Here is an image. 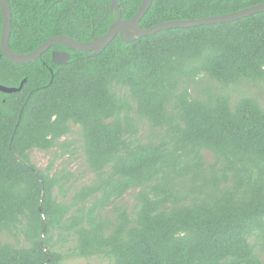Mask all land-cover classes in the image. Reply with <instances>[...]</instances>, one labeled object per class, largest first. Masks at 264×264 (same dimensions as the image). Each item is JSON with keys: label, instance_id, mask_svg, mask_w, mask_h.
I'll list each match as a JSON object with an SVG mask.
<instances>
[{"label": "trees", "instance_id": "trees-1", "mask_svg": "<svg viewBox=\"0 0 264 264\" xmlns=\"http://www.w3.org/2000/svg\"><path fill=\"white\" fill-rule=\"evenodd\" d=\"M8 2L20 54L56 35L89 41L116 19L112 0ZM118 2L130 19L142 0ZM259 3L152 0L140 25ZM52 50L68 51L67 63H53ZM89 53L58 44L18 64L0 43V84L25 79L0 91V264H264V12L117 35ZM73 126L92 177L66 200L72 174L53 173V161L40 169L29 152L69 150L60 140Z\"/></svg>", "mask_w": 264, "mask_h": 264}, {"label": "water", "instance_id": "water-1", "mask_svg": "<svg viewBox=\"0 0 264 264\" xmlns=\"http://www.w3.org/2000/svg\"><path fill=\"white\" fill-rule=\"evenodd\" d=\"M152 0H142L137 12L130 19H122L119 10L118 0H112V9L116 11V19L111 23L108 30L100 36H91L89 41H76L66 35H56L45 41H43L34 51L28 54H20L14 52L9 46V37L11 34V9L8 0H0V9L2 13V29H1V50L2 54L10 61L23 64L35 61L41 57L42 53L47 51L54 45H63L67 49H73L77 51L90 52L88 56H96L109 45V43L118 35L124 41H130L134 38H139L145 35H151L159 30H167L170 28H187L200 26L203 24H220L236 21L238 19L264 12V3H259L250 7H246L234 12L214 15L199 19H176L165 21L148 28H142L140 20L148 11ZM70 58L68 51L51 52L52 62L55 64H65ZM25 79L20 83L19 87H9L0 84V91L6 93H12L19 91L24 83Z\"/></svg>", "mask_w": 264, "mask_h": 264}, {"label": "rangeland", "instance_id": "rangeland-1", "mask_svg": "<svg viewBox=\"0 0 264 264\" xmlns=\"http://www.w3.org/2000/svg\"><path fill=\"white\" fill-rule=\"evenodd\" d=\"M262 100V98H259ZM141 135L145 137L148 135L147 126H143L141 128ZM68 141L72 143L70 145L69 150H62L59 147L55 148L59 151V155L55 157V149L50 151H42L39 149H33L29 152L30 160L33 164H35L40 169H44L51 161H53V173H57L59 176L65 175L67 172H70L72 176L66 182V192L64 193V197L66 200H69L73 192L79 188L80 185L87 183L92 174L88 171L86 164L84 162V158L80 149V136H79V127L73 126L72 132L65 137H62L60 143ZM76 148V149H75ZM62 194H59L61 196ZM124 203L129 209L134 205L133 199V191L128 192L123 200ZM5 241H11L12 238L8 236H2ZM70 247L67 244L66 249ZM66 251V250H63ZM60 264H111V262L105 257H75V256H67Z\"/></svg>", "mask_w": 264, "mask_h": 264}, {"label": "flooded vegetation", "instance_id": "flooded-vegetation-1", "mask_svg": "<svg viewBox=\"0 0 264 264\" xmlns=\"http://www.w3.org/2000/svg\"><path fill=\"white\" fill-rule=\"evenodd\" d=\"M52 51H53V50H52ZM52 51H51V52H52ZM57 51H66V50H57Z\"/></svg>", "mask_w": 264, "mask_h": 264}]
</instances>
